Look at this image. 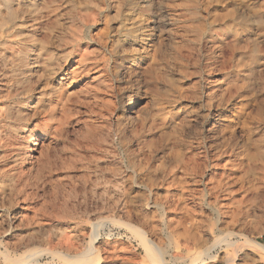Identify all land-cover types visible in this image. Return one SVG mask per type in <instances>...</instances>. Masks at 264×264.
I'll return each instance as SVG.
<instances>
[{"label":"rangeland","instance_id":"1","mask_svg":"<svg viewBox=\"0 0 264 264\" xmlns=\"http://www.w3.org/2000/svg\"><path fill=\"white\" fill-rule=\"evenodd\" d=\"M128 223L264 264V0H0V264H157Z\"/></svg>","mask_w":264,"mask_h":264},{"label":"bare ground","instance_id":"2","mask_svg":"<svg viewBox=\"0 0 264 264\" xmlns=\"http://www.w3.org/2000/svg\"><path fill=\"white\" fill-rule=\"evenodd\" d=\"M130 228L133 229V231L139 235L141 237V240L142 242L144 243L145 247H146V250L148 251L150 257L154 260H156L157 264H167L163 257L162 256V250L160 248H158L152 241V239L150 237H148L146 235V233L140 229V228H137L136 226H132V224L128 223L127 224ZM217 239V238H216ZM224 239V238H223ZM222 239V240H223ZM221 238H218L215 243L213 245H210L208 246L204 251L203 253L204 254H212L211 251L213 248H215V245L219 244L221 241ZM50 252V251H49ZM93 246H91L87 251L85 252H82L80 254H75V255H69V254H62L60 253L61 257L63 259H65L66 261H68V263L70 264H93V260L91 258V255L93 253ZM203 254V255H204ZM202 255V254H201ZM199 257V256H197ZM202 257V256H200ZM199 257V258H200ZM211 257V256H210ZM203 258V257H202ZM230 260V259H229ZM9 261V259H8ZM21 261V260H20ZM196 261V259H193V262L194 263Z\"/></svg>","mask_w":264,"mask_h":264}]
</instances>
